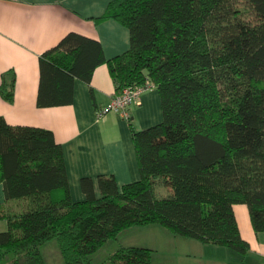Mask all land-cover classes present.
Listing matches in <instances>:
<instances>
[{"label":"trees","instance_id":"1","mask_svg":"<svg viewBox=\"0 0 264 264\" xmlns=\"http://www.w3.org/2000/svg\"><path fill=\"white\" fill-rule=\"evenodd\" d=\"M110 19L129 28V51L107 60L100 42L69 33L40 58L38 105L71 104L76 79L90 84L102 64L117 94L154 85L163 122L136 131L128 119L141 180L121 187L100 176L97 195L83 178L86 200L75 202L53 132L0 117V184L19 205L0 216L8 223L0 264H48L53 241L63 264H97L107 242L153 224L247 255L234 206H248L255 232H264V0H113L96 20ZM14 87V75L4 78L8 102ZM158 181L167 196H158ZM152 253L122 246L107 264H152Z\"/></svg>","mask_w":264,"mask_h":264},{"label":"crops","instance_id":"2","mask_svg":"<svg viewBox=\"0 0 264 264\" xmlns=\"http://www.w3.org/2000/svg\"><path fill=\"white\" fill-rule=\"evenodd\" d=\"M113 0H0V88L4 78L15 77L14 101L0 93V117L11 126L43 128L53 132L63 146L70 190L75 202L86 200L81 181L92 178L97 195L98 178L115 176L119 186L141 180L138 156L131 124L118 113L98 118V111L110 105L117 86L108 64L98 66L90 84L76 79L73 102L52 107L38 105L41 83V56L57 47L69 34L78 33L101 43L107 60L129 51L131 34L117 20L97 22ZM132 124L143 131L163 122L162 99L154 88L146 91L141 104L132 107ZM19 207L7 201L0 184V216ZM242 237L249 243L247 255L222 245L203 243L174 235L158 236L153 244L128 245L127 237L136 228L123 233L120 245L149 248L152 264H264V232L256 233L248 206H234ZM8 230L0 219V232ZM163 240V241H161ZM127 243V244H126ZM57 250V249H55ZM45 251L49 263L52 253ZM59 254L60 251H53ZM63 260V259H62ZM59 264H63V261Z\"/></svg>","mask_w":264,"mask_h":264},{"label":"rangeland","instance_id":"3","mask_svg":"<svg viewBox=\"0 0 264 264\" xmlns=\"http://www.w3.org/2000/svg\"><path fill=\"white\" fill-rule=\"evenodd\" d=\"M238 7L240 9H242V11L244 12L245 17H247L248 19H254L252 18V13L250 11V7H248L246 4L244 3H239ZM156 192L158 194V196L160 197H164L167 196L169 194V190H167L166 187H164V185L162 184L161 181H158L156 186H155ZM15 208L18 210V207L15 206ZM15 209V210H16ZM167 231L168 229L160 224H153V225H148V226H141L136 228V230H133L127 237V242L128 245H130V243H140V244H144L147 243L148 244H153V246H155L156 248H159L160 245H164L165 242H158V243H153L151 240L155 239L158 236L161 237H166L165 240H167ZM170 231V230H169ZM163 241V240H161ZM127 244V243H126ZM124 245H120L119 242L115 241V240H110L109 242H107V244L105 245V247L103 248V250L100 252V254H98L96 256V263L97 264H107L108 259L112 256V254L120 247H122ZM49 247H51V249H49L48 253H52L51 257H49V263L50 264H59L61 263L62 260V256L61 259L59 257V254L55 253L56 256H54V252L53 251H57L59 250L57 247V243L56 241H53L50 243ZM126 247V246H125ZM55 248L57 250H55ZM46 251V250H45ZM153 252V251H152ZM8 263V259L5 260V262L3 264Z\"/></svg>","mask_w":264,"mask_h":264},{"label":"built area","instance_id":"4","mask_svg":"<svg viewBox=\"0 0 264 264\" xmlns=\"http://www.w3.org/2000/svg\"><path fill=\"white\" fill-rule=\"evenodd\" d=\"M154 88L155 86L152 84L124 88L121 94H117L114 97L110 105L98 111V118H102L110 112H115L127 120L130 119L132 116V107L140 105L144 93Z\"/></svg>","mask_w":264,"mask_h":264}]
</instances>
